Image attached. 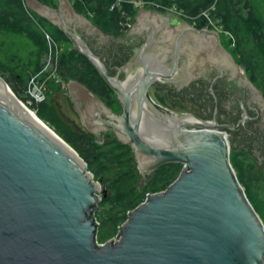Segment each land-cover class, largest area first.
Segmentation results:
<instances>
[{
    "label": "water",
    "instance_id": "water-1",
    "mask_svg": "<svg viewBox=\"0 0 264 264\" xmlns=\"http://www.w3.org/2000/svg\"><path fill=\"white\" fill-rule=\"evenodd\" d=\"M24 5L66 36L121 106L114 112L70 79L65 92L51 96L58 115L99 143L111 133L129 146L142 177L171 163L182 170L128 213L116 241L97 244L100 184L0 76V264H264V224L230 163V148L237 149L226 133L242 126L247 110L260 118L256 143L242 148L264 172V96L219 33L140 8L115 36L77 13L70 0ZM113 47L132 51L117 60L101 56ZM199 83L212 95L217 88L227 93L244 119L221 125L150 97L156 89L180 94Z\"/></svg>",
    "mask_w": 264,
    "mask_h": 264
},
{
    "label": "trees",
    "instance_id": "trees-1",
    "mask_svg": "<svg viewBox=\"0 0 264 264\" xmlns=\"http://www.w3.org/2000/svg\"><path fill=\"white\" fill-rule=\"evenodd\" d=\"M55 7L53 0H39ZM77 13L85 15L105 33L122 35L132 24L135 11L128 0L116 6L115 0H70ZM163 8L175 7L191 25L203 29L212 22L228 34L223 46L242 65L252 83L264 96V0H142ZM203 13L208 16L205 17ZM60 45L68 46L60 52ZM48 70L46 65H48ZM62 82L77 80L112 110L119 106L114 92L55 26L29 11L24 0H0V76L21 101L29 100L30 82L44 83L45 99L32 102L31 110L55 130L60 128L49 105L52 95L61 91L51 78ZM158 100L164 103L163 97ZM45 122V123H46ZM62 139L87 165L102 189L95 212L97 242L117 236L128 213L145 201L147 195L162 192L179 176L182 165L171 163L142 178L132 150L120 144L111 133L102 143L85 130L60 131ZM230 163L253 208L264 209V177L247 154H230Z\"/></svg>",
    "mask_w": 264,
    "mask_h": 264
},
{
    "label": "flooded vegetation",
    "instance_id": "flooded-vegetation-1",
    "mask_svg": "<svg viewBox=\"0 0 264 264\" xmlns=\"http://www.w3.org/2000/svg\"><path fill=\"white\" fill-rule=\"evenodd\" d=\"M107 50L102 49L100 51L101 56L115 60L128 57L132 51L130 47L124 48L123 50L113 47ZM214 90V95H212L205 89V85L199 83L193 86L189 91H184L180 94H171L167 92V94L174 103L180 101L183 106H189L188 111L182 113H191L197 118L205 121L215 120L221 125H236L240 120L244 119L242 108L238 104L232 102L227 93L219 88ZM246 115L247 118L244 119L242 126L238 130L227 131L226 133L229 134L231 140H233V147L235 150L237 149V152L247 154L251 157L247 147L244 149L242 147L246 145L253 146V144L256 143L255 141L258 139L257 125L260 122V118H256V116L248 110L246 111Z\"/></svg>",
    "mask_w": 264,
    "mask_h": 264
},
{
    "label": "built area",
    "instance_id": "built-area-1",
    "mask_svg": "<svg viewBox=\"0 0 264 264\" xmlns=\"http://www.w3.org/2000/svg\"><path fill=\"white\" fill-rule=\"evenodd\" d=\"M121 2H123V0H115V5L119 6V5H121ZM127 2L132 4L133 10L135 12H136L137 9H140V8H149V9H154V10H157V11H160V12L172 13V14H175L176 16H178L179 18L185 20V18L183 17L182 13L179 12L175 7H169V8H166V9L163 8V11H161L160 10L161 7L156 5V4H154L153 2H145V1H142V0H128ZM203 15L205 17L208 16L205 13H203ZM203 29H213L216 32H218L220 36L224 35L226 38L229 37L228 34L225 33L220 26H218V25H216V24H214L212 22H209L208 26H206ZM50 76H51L52 79L55 80V82L57 84H60L61 90H66L65 83L62 82V80L55 73H52ZM27 95H28L29 100H27V102L21 101L22 104L26 108L27 107L29 108L32 102L39 103V102L44 101V99H45L44 83L43 82L40 83V82H37V81H33V79H32L31 82H30V86L28 88V91H27ZM146 199H145V201H146ZM144 202H142L141 204H143ZM115 238H113L111 240H115L116 241L117 238L116 239ZM97 244L101 245V243H97Z\"/></svg>",
    "mask_w": 264,
    "mask_h": 264
},
{
    "label": "rangeland",
    "instance_id": "rangeland-1",
    "mask_svg": "<svg viewBox=\"0 0 264 264\" xmlns=\"http://www.w3.org/2000/svg\"><path fill=\"white\" fill-rule=\"evenodd\" d=\"M54 3H55V7L57 6V0H53ZM149 9V8H148ZM136 14V12H135ZM133 22V20H132ZM221 40L222 42H226L227 41V38L224 36V35H221ZM69 47L68 46H63V45H60V52L65 50V49H68ZM48 65H46V68L48 70V66H49V63H47ZM65 83V82H64ZM65 86H66V83H65ZM65 92V90H63ZM150 97L156 101L159 105L165 107V108H168V109H172L173 111H176V112H185V111H188V105H186L187 107L183 106L182 102L180 101H177V102H173L172 99L168 96L167 92L165 90H161V89H156L152 92H150ZM159 97H163L165 102L164 103H161L158 98ZM118 103V102H117ZM119 104V103H118ZM49 105L53 111V115L56 119V121L59 123V126L60 128H58V131L57 129L55 130L53 127H51L49 124H47V122L45 123L44 120H41L45 125H47L49 127V129H51L59 138L62 139V137L60 136L59 134V130L61 131H70V132H78V130L76 129H73L68 123H66L59 115H58V107L56 105V103L54 101H52V99L50 98V101H49ZM28 108V107H27ZM32 113L35 114V111L31 110V108H28ZM114 109H116L117 111H114L116 113H121V106L119 104V106H114ZM36 115V114H35ZM227 137L229 138V142L231 140L230 138V135L227 134ZM63 140V139H62ZM64 141V140H63ZM243 141V140H242ZM230 154H234V153H239L237 151H233L231 148H230ZM264 152V151H263ZM258 169V168H257ZM259 170V169H258ZM260 171V170H259ZM262 174H263V177H264V172L260 171ZM91 173V172H90ZM92 174V173H91ZM146 177V176H145ZM145 177H142V178H145ZM93 181L95 183H98L96 180L93 179ZM259 217L261 218L263 224H264V209H261L259 210ZM116 237V236H115ZM113 237V238H115ZM111 238V239H113ZM110 239V240H111Z\"/></svg>",
    "mask_w": 264,
    "mask_h": 264
},
{
    "label": "crops",
    "instance_id": "crops-1",
    "mask_svg": "<svg viewBox=\"0 0 264 264\" xmlns=\"http://www.w3.org/2000/svg\"><path fill=\"white\" fill-rule=\"evenodd\" d=\"M220 40H221V36H220ZM221 43H222V40H221ZM222 45H223V43H222Z\"/></svg>",
    "mask_w": 264,
    "mask_h": 264
},
{
    "label": "bare ground",
    "instance_id": "bare-ground-1",
    "mask_svg": "<svg viewBox=\"0 0 264 264\" xmlns=\"http://www.w3.org/2000/svg\"><path fill=\"white\" fill-rule=\"evenodd\" d=\"M28 109V108H27ZM29 110V109H28ZM33 114V113H32ZM34 115V114H33ZM46 126V125H45ZM49 128V127H48Z\"/></svg>",
    "mask_w": 264,
    "mask_h": 264
}]
</instances>
